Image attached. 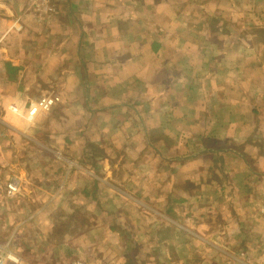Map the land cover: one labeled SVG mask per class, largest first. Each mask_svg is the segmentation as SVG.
Masks as SVG:
<instances>
[{"label":"crops","instance_id":"crops-1","mask_svg":"<svg viewBox=\"0 0 264 264\" xmlns=\"http://www.w3.org/2000/svg\"><path fill=\"white\" fill-rule=\"evenodd\" d=\"M0 113L68 264H264V0H0Z\"/></svg>","mask_w":264,"mask_h":264},{"label":"rangeland","instance_id":"rangeland-1","mask_svg":"<svg viewBox=\"0 0 264 264\" xmlns=\"http://www.w3.org/2000/svg\"><path fill=\"white\" fill-rule=\"evenodd\" d=\"M27 26L32 24L27 23ZM3 115L0 113V120L2 118L8 124L22 125L16 118H5ZM0 132V244L27 264H68L69 261L79 260L82 251L85 252L82 241H74L69 246L67 243L79 234L78 230L84 229L85 222L89 220L86 214L77 212V216L76 213L73 215L72 225H78V229L66 227L64 220L60 221L58 199L41 193L42 189L51 192L45 187V184L51 185L49 178H46L49 170L40 162L41 153L31 142H22L12 132L8 135L5 130L0 129ZM19 171L24 172L22 180L16 176L21 175ZM10 178H16L21 183L20 193L11 198L4 194L2 188ZM39 178H46L47 181H43V184ZM45 222L48 233L44 235L40 232V226ZM65 238L69 242L66 243ZM93 249L90 247V253L95 252Z\"/></svg>","mask_w":264,"mask_h":264},{"label":"built area","instance_id":"built-area-1","mask_svg":"<svg viewBox=\"0 0 264 264\" xmlns=\"http://www.w3.org/2000/svg\"><path fill=\"white\" fill-rule=\"evenodd\" d=\"M51 103L52 100H42L41 102H39L38 105H32L30 108V114H33L36 110L39 109V107L47 108L48 105H50ZM2 188L4 194L7 197L11 198L20 193L21 183L16 178H10L4 183ZM258 207H259V212L264 215V190L261 193ZM262 250L264 252V241L262 245ZM0 264H27V263H25L23 259L18 255L13 254L9 250H7L6 246L0 244ZM73 264H79V263H73Z\"/></svg>","mask_w":264,"mask_h":264},{"label":"trees","instance_id":"trees-1","mask_svg":"<svg viewBox=\"0 0 264 264\" xmlns=\"http://www.w3.org/2000/svg\"><path fill=\"white\" fill-rule=\"evenodd\" d=\"M72 218H75V216H72V215L67 216V219H72Z\"/></svg>","mask_w":264,"mask_h":264}]
</instances>
